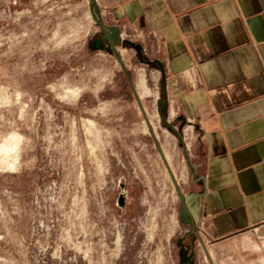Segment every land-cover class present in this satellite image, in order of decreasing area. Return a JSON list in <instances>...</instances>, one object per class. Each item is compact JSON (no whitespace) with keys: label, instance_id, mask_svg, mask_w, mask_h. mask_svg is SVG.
Returning <instances> with one entry per match:
<instances>
[{"label":"rangeland","instance_id":"374dc122","mask_svg":"<svg viewBox=\"0 0 264 264\" xmlns=\"http://www.w3.org/2000/svg\"><path fill=\"white\" fill-rule=\"evenodd\" d=\"M106 17L0 0V264H175L188 124L164 119L158 64Z\"/></svg>","mask_w":264,"mask_h":264},{"label":"crops","instance_id":"0c3cea01","mask_svg":"<svg viewBox=\"0 0 264 264\" xmlns=\"http://www.w3.org/2000/svg\"><path fill=\"white\" fill-rule=\"evenodd\" d=\"M97 1L158 64L164 119L188 124L175 264H264V0Z\"/></svg>","mask_w":264,"mask_h":264},{"label":"bare ground","instance_id":"6f19581e","mask_svg":"<svg viewBox=\"0 0 264 264\" xmlns=\"http://www.w3.org/2000/svg\"><path fill=\"white\" fill-rule=\"evenodd\" d=\"M139 87L142 91V93H147L148 94V89L146 87V80L144 79V76H143V79H141V82L139 84ZM142 96V95H141ZM17 142H18V137H14L13 141L10 142V143H7L4 145V148L7 149V150H14L16 147H17ZM175 177V176H174Z\"/></svg>","mask_w":264,"mask_h":264},{"label":"water","instance_id":"95a60500","mask_svg":"<svg viewBox=\"0 0 264 264\" xmlns=\"http://www.w3.org/2000/svg\"><path fill=\"white\" fill-rule=\"evenodd\" d=\"M127 42H128L129 44L133 45L135 48H137L138 52L141 54V50H142L141 45L134 44V43H132V42H130V41H127ZM161 102H162V100H161ZM182 199L184 200V197H183V196H182ZM121 203L124 204V201H121Z\"/></svg>","mask_w":264,"mask_h":264}]
</instances>
